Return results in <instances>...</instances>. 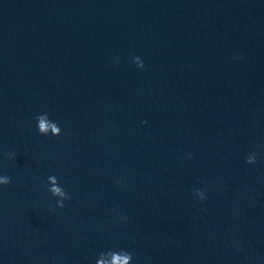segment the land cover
Instances as JSON below:
<instances>
[{"label":"water","instance_id":"obj_1","mask_svg":"<svg viewBox=\"0 0 264 264\" xmlns=\"http://www.w3.org/2000/svg\"><path fill=\"white\" fill-rule=\"evenodd\" d=\"M0 173L2 264H264V0H0Z\"/></svg>","mask_w":264,"mask_h":264},{"label":"clouds","instance_id":"obj_2","mask_svg":"<svg viewBox=\"0 0 264 264\" xmlns=\"http://www.w3.org/2000/svg\"><path fill=\"white\" fill-rule=\"evenodd\" d=\"M233 58L238 59L239 57ZM130 60L131 63L134 64L137 69L144 68V61L139 55H132L130 57ZM113 61H118V58L113 57ZM33 119L34 128L39 135L53 137L61 135V126L56 120L51 119L47 112H39L35 114ZM140 123L145 124L146 121L141 120ZM6 155L8 156V158H14L16 154L15 152L9 151L8 153H6ZM189 155L191 154L189 153ZM257 156L258 153L255 151V149L249 150L243 157L244 163L255 164L257 162ZM53 177L56 178V180L53 182L55 186H53V184H50V181ZM9 183L10 177L7 174L0 173V187ZM45 190L50 195V197L55 198V208H63L64 202L70 199L69 193L65 190L62 184L57 180V177L53 174H49L46 177ZM194 197L199 201H204L206 199V190L202 188L194 189ZM51 207L52 206L50 205V209ZM237 214V210H233V215ZM116 215L119 221L121 222H125L128 219L127 216L122 212H117ZM0 264H2V261H0ZM94 264H135V262L133 259V254L130 251L124 248H120L117 250L108 249L106 251L100 252L97 258L95 259Z\"/></svg>","mask_w":264,"mask_h":264}]
</instances>
